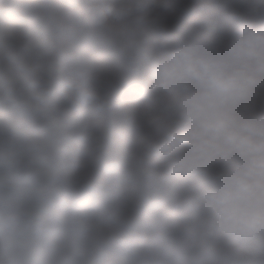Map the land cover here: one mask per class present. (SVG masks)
Masks as SVG:
<instances>
[{
  "label": "clouds",
  "instance_id": "obj_1",
  "mask_svg": "<svg viewBox=\"0 0 264 264\" xmlns=\"http://www.w3.org/2000/svg\"><path fill=\"white\" fill-rule=\"evenodd\" d=\"M0 264H264V0H0Z\"/></svg>",
  "mask_w": 264,
  "mask_h": 264
}]
</instances>
